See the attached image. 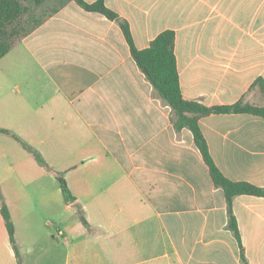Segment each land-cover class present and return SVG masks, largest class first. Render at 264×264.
Masks as SVG:
<instances>
[{
  "label": "crops",
  "instance_id": "obj_1",
  "mask_svg": "<svg viewBox=\"0 0 264 264\" xmlns=\"http://www.w3.org/2000/svg\"><path fill=\"white\" fill-rule=\"evenodd\" d=\"M53 2L0 59V195L16 243L0 212V264H264V198L233 199L240 247L191 132L174 128L119 25ZM104 2L138 50L174 32L185 100L264 105V0ZM199 128L226 178L264 188V118L212 114Z\"/></svg>",
  "mask_w": 264,
  "mask_h": 264
},
{
  "label": "trees",
  "instance_id": "obj_2",
  "mask_svg": "<svg viewBox=\"0 0 264 264\" xmlns=\"http://www.w3.org/2000/svg\"><path fill=\"white\" fill-rule=\"evenodd\" d=\"M74 2L82 10L86 12L98 13L106 17L110 21L116 22L125 38L129 47L130 54L139 70L145 76L146 80L151 84L155 94L171 109L172 124L179 131L188 129L193 137L195 147L199 150L201 157L208 168L209 175L215 187L220 188L225 196L228 228L233 233L239 246L240 238L237 224L232 211V202L235 196L247 195L264 198V188L257 187L248 182H234L226 178L219 168L215 165L207 143L199 128V119L212 114H251L264 118V105L254 106L239 101L232 105L206 106L204 104L187 101L181 94L179 75L177 71L176 58L174 54L175 34L173 31L166 30L160 33L149 46L143 50H138L132 40L129 25L126 21L121 20L118 15L105 6V0H96L93 3H87L84 0H65ZM46 0H0V59H2L9 51L11 46L9 36L14 33L12 29L17 22L22 20L24 16H31L29 10H38ZM32 18V17H31ZM31 20L35 21L33 17ZM33 28V27H32ZM8 30H11L8 33ZM262 87V82H258ZM0 133L9 134L8 131L0 129ZM16 139V138H15ZM21 146L31 153L37 164L43 168H48L38 152L33 150L27 144L16 139ZM63 201L65 204L75 202V197L71 194L67 183L62 174L55 175ZM1 216L4 220L8 238L12 246L15 248L14 227L11 217L3 199L0 195ZM83 225L89 228L87 221L82 216Z\"/></svg>",
  "mask_w": 264,
  "mask_h": 264
},
{
  "label": "rangeland",
  "instance_id": "obj_3",
  "mask_svg": "<svg viewBox=\"0 0 264 264\" xmlns=\"http://www.w3.org/2000/svg\"><path fill=\"white\" fill-rule=\"evenodd\" d=\"M52 1V3H51ZM53 1L55 0H46V2L38 9H32V7L29 10V14L31 15L29 16H24L22 18V20L18 21L16 26H14V29H12L14 31V33H12L9 36V42L10 44L16 42L18 40V38L20 36H22L23 34H25L26 32L29 31V29H31L33 27V20H31L33 17L39 18V16L41 15L42 12H44L46 9H48L50 6L53 5ZM32 17V18H31ZM11 30H8V33Z\"/></svg>",
  "mask_w": 264,
  "mask_h": 264
}]
</instances>
